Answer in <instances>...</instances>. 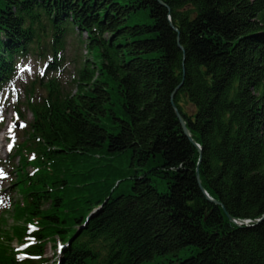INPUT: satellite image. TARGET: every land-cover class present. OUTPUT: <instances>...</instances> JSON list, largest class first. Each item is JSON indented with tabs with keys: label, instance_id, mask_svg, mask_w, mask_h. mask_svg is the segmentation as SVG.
<instances>
[{
	"label": "trees",
	"instance_id": "1",
	"mask_svg": "<svg viewBox=\"0 0 264 264\" xmlns=\"http://www.w3.org/2000/svg\"><path fill=\"white\" fill-rule=\"evenodd\" d=\"M73 28V92L12 101L0 264H264V0H0V87L26 55L60 73Z\"/></svg>",
	"mask_w": 264,
	"mask_h": 264
},
{
	"label": "rangeland",
	"instance_id": "2",
	"mask_svg": "<svg viewBox=\"0 0 264 264\" xmlns=\"http://www.w3.org/2000/svg\"><path fill=\"white\" fill-rule=\"evenodd\" d=\"M85 34L82 32L77 36V30L73 28L72 33L66 37L65 48L61 55L64 59L63 68L60 73L57 72H43L44 61H39L36 56L26 55L22 59H17L15 64V73L12 79L0 87V210L7 209L10 213L9 203L20 201L19 194L13 189L11 184L14 182V173L12 168L18 165L16 155L13 156V150L10 143L14 145L19 143L24 136L22 129L24 124L31 119L29 113L23 109V90L29 84L37 79H41L44 83L49 78H55L58 87L63 91L70 93L73 92L74 86L71 84L72 76L78 62H82L85 58L88 59V54L83 47ZM15 100L19 105V111L22 121L15 119L13 112L12 101ZM15 127V129H13ZM27 158L31 156L27 155ZM124 163L119 164V168L124 167ZM25 172L30 175L33 170L28 167ZM121 178H124L122 176ZM152 184L159 193H164L165 186L158 178L151 177ZM7 224H11L9 216ZM57 242V241H55ZM19 244L16 242L11 243L12 249ZM56 252V249L54 250ZM51 244H46L44 249V258L47 259V264H55L58 258L54 253ZM185 255V254H182ZM59 257V255H58Z\"/></svg>",
	"mask_w": 264,
	"mask_h": 264
},
{
	"label": "water",
	"instance_id": "3",
	"mask_svg": "<svg viewBox=\"0 0 264 264\" xmlns=\"http://www.w3.org/2000/svg\"><path fill=\"white\" fill-rule=\"evenodd\" d=\"M174 113H175V116H176V118H177V120H178V123H179V125H180V128H181L183 134L186 135V136L188 137L187 131H186L185 126H184V123H183V121L181 120L180 116L178 115V113L176 112L175 109H174ZM195 146L197 147L198 152H200L198 146H197V145H195ZM195 176H196V178H198L197 171L195 172ZM203 193H204V192H203ZM204 195H205L206 199H207L209 202H211V203H213V204H215V205H218V203H217L216 201L211 200V199H210L205 193H204ZM226 217H227V219H228L229 222H231V223H233V224H235V225H237V226H240V225L242 224L241 222H243V221H241V220H234V219H232L231 217H229L228 215H226ZM258 221H259V220H255L254 222L257 223Z\"/></svg>",
	"mask_w": 264,
	"mask_h": 264
},
{
	"label": "bare ground",
	"instance_id": "4",
	"mask_svg": "<svg viewBox=\"0 0 264 264\" xmlns=\"http://www.w3.org/2000/svg\"><path fill=\"white\" fill-rule=\"evenodd\" d=\"M242 224H244V223H248V221L247 222H241Z\"/></svg>",
	"mask_w": 264,
	"mask_h": 264
}]
</instances>
